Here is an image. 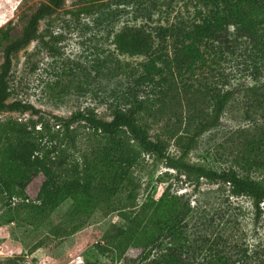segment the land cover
<instances>
[{
    "label": "rangeland",
    "instance_id": "rangeland-1",
    "mask_svg": "<svg viewBox=\"0 0 264 264\" xmlns=\"http://www.w3.org/2000/svg\"><path fill=\"white\" fill-rule=\"evenodd\" d=\"M46 1L0 0V27L12 26V36H20L26 21L24 15H30ZM262 2L264 0H255L253 3L256 6H242L248 14L263 19L259 13ZM89 4L95 5L90 13L73 15L68 12ZM97 4L103 6L98 9ZM210 7L207 0H63L59 8L38 22V32L51 31L58 37V52L49 53L39 46L37 40H33L11 56V70L7 77L11 91L8 101L31 103L40 113L36 115L30 111H2L0 123L8 118L36 120L41 115L49 123L51 131H55L58 129L56 123L59 122L55 121L53 115L67 117L76 110L86 108L93 109L100 118L108 120L116 106L123 107L127 104L125 100L121 101V97L127 96L130 88L137 87L138 98L152 102L147 112H141L140 120L146 124L153 139L160 136L167 142L170 155H178L179 151L174 146V134L180 135L183 132L185 116L189 113L188 109H193L194 104L200 109L209 108L208 93L202 95L198 91L194 96L192 92H183L180 88L181 80L176 74L170 80L178 85V89L167 95L147 93L149 88L135 85L145 57L119 53L112 40L115 32L124 25L144 26L153 32L159 27L167 28L172 34H167L163 51L171 55L179 38L193 23L199 22ZM255 29L257 33L264 35L263 22L256 24ZM229 30L232 37L233 28ZM235 44L237 46L235 45L233 54L236 56L226 54L224 59L211 54L207 61L209 66L189 76L188 81L195 88L205 85L210 89L209 92L231 90L233 97L227 103L218 125L199 136L188 160L214 169L231 166L240 174L264 181V166L242 168L235 165L232 156H229L237 141V129L251 126L255 117L254 99L264 100V87L260 85L264 82V69L261 67L259 73L255 74L253 62L256 59L252 58L261 54L259 49L264 46V37L256 42L246 36ZM2 62L0 53V64ZM163 74H167L166 70ZM194 100L196 101L193 102ZM178 118H183L181 125ZM73 126L76 129L77 146L68 147L67 151L71 157H77L82 151H89L94 138L92 131L83 124ZM39 127L40 124H37L34 132L25 139L38 136ZM0 143L6 145L7 142L0 138ZM166 171L169 175L164 176ZM131 177L132 184L117 193V199L126 203L125 205L131 201L128 196L130 193L135 197L136 205L140 206L148 197L158 199L168 190V195H184L189 198L191 207L199 205L200 208L203 207L201 209L208 210V218L229 221L234 225L228 229V233H222L226 238L225 244L213 247L212 250L197 251L190 256L191 259L195 258L193 264H209L214 258L213 250L235 258L236 244L238 251L246 249L248 254L253 249L259 250L254 247L264 239V201L260 203L261 212L257 217L249 197L231 196L226 190L215 193L212 189L217 185L204 179L200 180V193H193V185L183 176L175 177L173 169L165 167L162 162L146 153L141 154L138 164L132 168ZM43 178L39 173L28 184L26 193L29 202H35ZM20 202L21 200L14 199L10 205L15 220L0 225V260L11 254V257L18 259L19 264L141 262L140 248L127 247L123 251L124 256L118 258L115 247L107 246L104 239L105 233H109L113 226L125 224L121 215L124 210L106 212L104 208H97L77 231L65 234L71 229V223L66 221L70 199L60 203L47 217L41 219H34L32 214L30 216L19 205ZM6 209L4 207L2 210ZM199 220L196 215L188 224L190 239L193 232H199ZM216 226L218 230H223L221 226ZM164 245H170V239L166 238ZM158 249L152 250L150 258L156 255ZM254 262L255 260L251 263Z\"/></svg>",
    "mask_w": 264,
    "mask_h": 264
},
{
    "label": "trees",
    "instance_id": "trees-1",
    "mask_svg": "<svg viewBox=\"0 0 264 264\" xmlns=\"http://www.w3.org/2000/svg\"><path fill=\"white\" fill-rule=\"evenodd\" d=\"M207 1L211 5L209 12L185 31L171 55L163 51L167 34H172L167 28L159 27L153 32L144 26L124 25L115 32L112 40L119 53L145 57L135 85L149 88L147 93L167 95L178 89V85L170 80L175 74L181 80L183 92H192L194 96L198 91L202 95L208 93L209 108L200 109L194 104L185 116L183 132L174 134V146L179 154L170 155L167 142L160 136L153 139L146 124L140 120L141 112H147L152 102L138 98L137 87L130 88L129 94L121 97V101L123 99L127 104L116 106L108 120L100 118L93 109L86 108L76 110L67 117L53 115L59 123H56L58 129L51 131L49 123L41 115L36 120L8 118L0 123V133H3L0 138L7 142L6 145L0 143V225L15 220L13 209L10 208L14 199L21 200L19 205L34 219L47 217L60 203L70 199L66 221L71 223V229L65 234L77 231L97 208H104L106 212L124 210L121 215L125 224L113 226L109 233H105L104 239L107 246L115 247L118 258L124 256L123 251L127 247L140 248L141 262L137 264H193L195 258L191 259L190 256L197 251L212 250L225 244L226 238L222 233H228V229L234 225L229 221L208 218V210L201 209L203 207L199 205L191 207L189 198L184 195H168L167 190L158 199L148 197L140 206L136 205L131 193L128 195L131 201L127 205L117 199V193L132 184V168L138 164L142 153L151 155L165 167L173 169L175 177L183 176L193 185V193H200V180L204 179L217 185L212 189L215 193L226 190L231 196L249 197L255 216H260L264 181L240 174L231 166L214 169L188 160L199 136L218 125L227 103L233 97L231 90L209 92L210 89L205 85L195 88L189 83V76L209 66L207 61L211 54L224 59L226 54L236 56L233 53L239 39L248 36L258 42L264 37L255 29L256 24L264 23V2L260 4L259 13L263 16L260 19L248 14L242 6H256L253 3L255 0ZM62 2L47 0L30 15L25 14L26 21L20 36H12V26L0 27V53L3 57L0 64V112L40 113L31 103L8 101L11 91L7 77L11 70V56L33 40H37L39 46L49 53L58 52V37L51 31L38 32V22L52 14ZM93 6L89 4L68 12L73 15L90 13ZM101 6L96 5L98 9ZM259 52V56H252L253 60L256 59L253 62L255 74L259 73L261 67L264 69V46ZM164 70L167 74H163ZM260 85L264 87V82ZM254 103L255 117L251 126L237 129V141L233 152L229 154L235 165L248 169L264 166V100L254 99ZM178 122L181 125L183 118H178ZM78 123L92 131L94 141L90 143L89 151L71 157L67 150L68 147L77 146L73 125ZM37 124H40L39 135L25 139L34 132ZM39 173L43 175V181L35 202H29L26 188ZM167 175L169 173L166 171L164 176ZM4 207H7L5 211L2 210ZM126 208L130 210L125 211ZM196 215L200 219L197 227L199 232H193L190 239L188 224ZM216 225L223 230H218ZM166 238L170 239V245H164ZM193 244L196 245L193 247ZM237 245H234L235 258L213 250L214 258L209 264H252L253 260L254 264H264V239L254 247L259 250L252 248L250 254L246 253V249L238 251ZM155 248H159V251L150 258ZM0 264L19 263L14 257H5L0 260Z\"/></svg>",
    "mask_w": 264,
    "mask_h": 264
},
{
    "label": "flooded vegetation",
    "instance_id": "flooded-vegetation-1",
    "mask_svg": "<svg viewBox=\"0 0 264 264\" xmlns=\"http://www.w3.org/2000/svg\"><path fill=\"white\" fill-rule=\"evenodd\" d=\"M6 257H11V254H8Z\"/></svg>",
    "mask_w": 264,
    "mask_h": 264
}]
</instances>
